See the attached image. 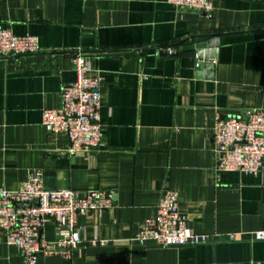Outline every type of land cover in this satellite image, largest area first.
<instances>
[{
  "label": "crops",
  "instance_id": "obj_1",
  "mask_svg": "<svg viewBox=\"0 0 264 264\" xmlns=\"http://www.w3.org/2000/svg\"><path fill=\"white\" fill-rule=\"evenodd\" d=\"M211 7L205 14L167 0H0V25L36 37L39 47L0 59V184L17 190L40 170L47 191L101 190L112 201L78 218L77 249L37 264H264V240L250 236L264 231V166L222 172L213 151L217 119L264 109V0H211ZM213 35L220 42L211 72L196 69L193 53L157 55ZM77 53L100 79L104 148L70 154L67 137L44 126L42 113L60 106ZM167 191L210 243L132 240ZM55 226L43 222L44 240L54 239ZM0 264H25L1 236Z\"/></svg>",
  "mask_w": 264,
  "mask_h": 264
},
{
  "label": "built area",
  "instance_id": "obj_2",
  "mask_svg": "<svg viewBox=\"0 0 264 264\" xmlns=\"http://www.w3.org/2000/svg\"><path fill=\"white\" fill-rule=\"evenodd\" d=\"M167 3L193 8L208 14L211 0H167ZM37 38L17 36L0 25V59L38 52ZM74 81L61 89L60 106L42 113V124L53 133H63L70 154L98 152L104 148L100 126L102 107L100 79L89 72L88 60L80 53L71 59ZM216 168L222 172L256 174L264 166V109L249 111L246 119H217L213 129ZM112 201L105 191L79 195L70 189L47 191L43 174L31 170L17 190L0 184V236L15 247L25 264H37L40 256H66L82 244L78 218L91 211L110 209ZM178 195L165 192L159 199L153 218L132 239L140 246L155 244L164 248L198 246L210 243V236L194 232L181 214ZM55 223L52 241L42 238L43 222ZM254 241L264 240V231L251 233ZM231 239L232 235H228ZM100 244L105 245V241Z\"/></svg>",
  "mask_w": 264,
  "mask_h": 264
},
{
  "label": "water",
  "instance_id": "obj_3",
  "mask_svg": "<svg viewBox=\"0 0 264 264\" xmlns=\"http://www.w3.org/2000/svg\"><path fill=\"white\" fill-rule=\"evenodd\" d=\"M219 37L220 35L209 36L207 37V40L197 41L183 47L180 46H182L185 41H181L169 47L170 49L168 50L158 51L157 55L160 57L175 56L178 51L182 53H193L196 61V69L198 71L205 69L207 72H211L213 68V61L215 60L217 54L216 50L219 47ZM207 78L212 77L211 75H207ZM241 119L245 120L246 117H241Z\"/></svg>",
  "mask_w": 264,
  "mask_h": 264
}]
</instances>
